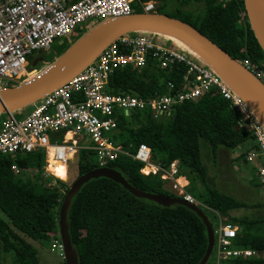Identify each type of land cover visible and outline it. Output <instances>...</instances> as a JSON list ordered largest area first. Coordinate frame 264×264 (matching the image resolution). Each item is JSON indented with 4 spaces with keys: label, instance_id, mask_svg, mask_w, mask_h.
I'll list each match as a JSON object with an SVG mask.
<instances>
[{
    "label": "trees",
    "instance_id": "obj_1",
    "mask_svg": "<svg viewBox=\"0 0 264 264\" xmlns=\"http://www.w3.org/2000/svg\"><path fill=\"white\" fill-rule=\"evenodd\" d=\"M191 1L203 8L200 13L185 12L181 8L174 16L160 8L156 13L191 25L235 61L249 59L264 67V51L249 24L244 0H186L181 5ZM132 7L134 13H143L137 3ZM100 24L101 21L96 22V26ZM85 32L77 29L72 38L56 41L49 52H38L43 61L31 70L54 64ZM185 72L184 65L165 71L155 62L142 70L126 67L110 77V91L150 98L156 93L164 94L167 82L180 89ZM7 117L8 114L0 115V125ZM163 117L155 119L148 111H134L129 116L121 114L117 128L110 134L111 140L131 155L146 144L151 149L153 163L163 168L178 162L182 175L190 181L188 192L205 206L201 208L209 219L214 217L212 210L218 212L239 227L235 243L238 248L263 255L264 214L237 217L231 213L264 205L250 206L217 189L201 156L202 141L204 146H210L213 159L221 148L231 151L245 146L246 151L237 161L253 165L256 172L258 166L246 160L252 137L239 127V114L230 103L211 93L186 102ZM44 164L42 152L0 156V210L7 217V220L0 217V264L6 263L9 256L14 264H48L32 242L48 243L55 252L54 243L60 241V209L69 187L60 180L53 186V178L46 179L43 175ZM15 166L22 172H17ZM108 167L121 173L139 190L177 198L159 175L142 174L143 164L130 156L120 155ZM98 168L96 153L81 150L78 176ZM193 184L201 188L197 195L192 192ZM68 223L79 264H200L208 248L207 228L195 212L179 205L166 208L136 198L107 178L93 179L81 188L68 211ZM59 264H66L65 259ZM229 264H264V258L234 259Z\"/></svg>",
    "mask_w": 264,
    "mask_h": 264
},
{
    "label": "built area",
    "instance_id": "obj_2",
    "mask_svg": "<svg viewBox=\"0 0 264 264\" xmlns=\"http://www.w3.org/2000/svg\"><path fill=\"white\" fill-rule=\"evenodd\" d=\"M137 3L143 13H156L157 2L149 0H0V94L11 88L10 82L27 83L36 70H31V57L49 52L56 41L74 35L86 24L108 21L134 14ZM155 62L165 71L184 65L182 87L167 82L164 94L142 98L113 94L110 77L117 70L131 67L142 70ZM264 85V67L245 59L240 63ZM216 93L239 114V127L252 137L246 155L249 163L258 166L257 177L264 185V127L245 100L211 67L185 48L170 44L148 33H131L108 46L84 71L51 95L33 105L28 115L19 120L8 114L0 125V156H17L42 152L43 175L53 178L51 184L69 180L70 164L78 161L81 150L94 151L100 167H108L120 155L130 156L143 164L141 173L159 175L168 183V190L198 207H205L186 191L180 182L178 162L169 168L155 165L151 149L142 144L135 155L116 146L110 134L117 128L121 114L148 111L155 119L170 115L176 107ZM56 166L68 169L67 179L51 172ZM17 172L22 169L14 167ZM207 208V207H206ZM215 244L207 264H229L234 259H250L262 255L258 251L236 246L239 227L213 211ZM64 258L61 241H55Z\"/></svg>",
    "mask_w": 264,
    "mask_h": 264
},
{
    "label": "water",
    "instance_id": "obj_3",
    "mask_svg": "<svg viewBox=\"0 0 264 264\" xmlns=\"http://www.w3.org/2000/svg\"><path fill=\"white\" fill-rule=\"evenodd\" d=\"M246 13L251 29L256 40L264 51V21L261 15L258 0H244ZM102 32L93 39L89 49L72 66L63 72L56 73L59 63L79 44L82 40L90 38L97 31ZM161 32H169L184 38L192 49H187L195 54L206 65L219 74L250 107L256 118L264 127V85L239 62L235 61L222 48L211 41L204 34L191 25L158 13H134L129 16L119 17L108 21L96 23L87 30L85 36L79 39L71 49L58 59L39 78L19 83L14 88H7L0 94V115L16 113L30 107L48 95L66 85L74 77L84 71L95 59L113 42L122 36L131 33H148L162 37ZM169 41V40H168ZM39 59L32 62V68L38 66ZM107 178L122 185L133 196L139 199L154 202L159 206L170 208L175 205L183 206L195 212L204 222L208 231V248L200 264H207L214 248L215 237L211 219L203 209L185 201L182 198H173L161 194H152L131 186L121 173L110 167H100L82 176H78L70 186L68 193L60 209L59 233L63 246V254L66 264H79V257L74 247L69 232L68 211L73 198L81 188L93 179Z\"/></svg>",
    "mask_w": 264,
    "mask_h": 264
},
{
    "label": "rangeland",
    "instance_id": "obj_4",
    "mask_svg": "<svg viewBox=\"0 0 264 264\" xmlns=\"http://www.w3.org/2000/svg\"><path fill=\"white\" fill-rule=\"evenodd\" d=\"M155 1L157 2L156 11H158V9L160 8L161 10H163V12L171 16L176 15L177 10L179 8H181L185 12H191L195 14L200 13L203 9L199 4H196L192 1L185 5H181V3L186 0H155ZM91 27H92L91 24L88 23L86 24V26L82 28V30L87 31ZM160 35H162V37H160L162 40L164 41L169 40L170 44H174L175 46L185 48L183 45H181V43L177 41H173L171 38L166 37L163 34H160ZM63 41L64 40H59V42H63ZM31 58L33 61L42 59L41 54L39 53H36ZM47 69H48V66H44L42 67V69L36 70V73L33 75V79L31 81L35 80V78H39L42 74L45 73ZM15 84L16 83L14 82H10L9 86L11 88H14ZM31 108L28 107V109H23V111L20 110L16 112L17 118L19 120L24 119L28 115V113L31 111L30 110ZM246 148L247 147L245 146H241L231 151L221 148L218 152L217 158L213 159V154H212L210 146L209 145L204 146V142L202 141L201 156H202L204 164L209 170V178L213 180L214 185L215 187H217V189L223 191L224 193L232 197L237 198L240 201L250 204V206L257 205L258 203H261L264 205V185L261 184L260 181L258 180V177L256 174L257 170L256 172L253 170V167H254L253 165H245L241 161H237L240 155L244 151H246ZM44 163H45V159H44ZM69 167H70L69 180L65 181V184L70 188V186L73 184V182L78 177V161L76 160L73 161ZM67 177H68V174H67ZM52 182L54 181H51V183ZM192 188L194 189V190L192 189V192L195 195H197L196 193L197 190L201 189L200 186H198L197 184H193ZM186 191H187V188H186ZM241 213L243 216L244 215L245 216L262 215L264 214V207L263 208L259 207L258 209L241 210ZM0 217L4 220H7V217L1 210H0ZM211 221L215 223V218L213 216H211ZM32 243L39 250V255L41 256L42 260L46 261L48 264H59V262L62 260V257H60L61 252L56 247L57 245L56 243H54V245L56 244L55 245L56 249L54 247L55 252L51 250V245L48 243L43 244V245L39 244L38 242H32ZM260 256L264 258V254ZM6 258H7L6 263L3 262V264H14L12 256L11 257L9 256Z\"/></svg>",
    "mask_w": 264,
    "mask_h": 264
},
{
    "label": "bare ground",
    "instance_id": "obj_5",
    "mask_svg": "<svg viewBox=\"0 0 264 264\" xmlns=\"http://www.w3.org/2000/svg\"><path fill=\"white\" fill-rule=\"evenodd\" d=\"M258 3L264 21V0H258ZM101 32L102 29L97 30L92 37L86 38L82 40L79 44H77L73 48V50L59 63L55 72H63L67 70L70 66H72L77 60H79V58L89 49L93 42V39L96 38ZM161 34L171 38L173 41L181 43V45L185 46L186 48L193 50V47L190 46L184 38L169 32H161ZM67 170L68 169L66 167L56 166L54 169H51V172L61 179H66Z\"/></svg>",
    "mask_w": 264,
    "mask_h": 264
},
{
    "label": "crops",
    "instance_id": "obj_6",
    "mask_svg": "<svg viewBox=\"0 0 264 264\" xmlns=\"http://www.w3.org/2000/svg\"><path fill=\"white\" fill-rule=\"evenodd\" d=\"M21 111H23V110H21ZM67 174H68V170H67ZM67 177V176H66ZM180 182L182 183V184H184L185 186H188V187H186L187 188V191H188V189L190 188V181L188 180V178L186 177V176H184V175H181V177H180ZM166 188L168 189V183H166ZM231 215H233V216H237V217H239V216H243L242 215V213H241V210H239V211H234V212H232L231 213Z\"/></svg>",
    "mask_w": 264,
    "mask_h": 264
}]
</instances>
